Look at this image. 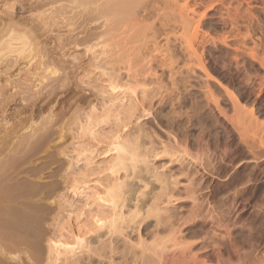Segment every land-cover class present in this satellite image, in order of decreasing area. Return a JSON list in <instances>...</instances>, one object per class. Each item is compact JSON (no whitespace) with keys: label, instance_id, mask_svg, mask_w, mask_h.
I'll list each match as a JSON object with an SVG mask.
<instances>
[{"label":"rangeland","instance_id":"374dc122","mask_svg":"<svg viewBox=\"0 0 264 264\" xmlns=\"http://www.w3.org/2000/svg\"><path fill=\"white\" fill-rule=\"evenodd\" d=\"M244 1L250 6L247 7L241 0H220L217 5L212 6L211 10L204 11L205 16L202 19L201 29L216 33V36L225 35L224 38L227 37L224 45H220V43L207 45L205 57L206 61L208 60L207 68L211 73L213 72L212 76L224 82L227 87L230 85L234 88L233 91L236 89L233 93L239 98L240 103L244 104L245 102L246 106L248 104L258 122L260 120L261 123H264V85H260L264 71L258 65L260 62H257L260 55L264 56V0ZM78 4L75 0H0V235L2 234L0 236V264H89L90 255L88 251L86 252V248L83 249L76 245L75 235L83 239L86 247H93L94 245L91 246L88 243L96 244L98 238L100 241L103 240L105 229H97L94 217L97 216L96 218L103 221L109 217L110 209H105L108 204L107 207L106 204H104L105 207H100L101 202L95 200V197L86 199L83 195L73 194V179L77 178L75 180L79 181L81 179L82 184L88 182L89 188L95 184L110 187L109 185L120 179L124 184L129 185L130 183L134 188H140L141 182L133 180L132 176L125 179L123 171L117 172L118 181L115 178L117 174H111V171L115 169L112 165L115 163H113L114 154L109 152V144L113 139L120 137L122 138L120 141H128L126 138H129L131 133L134 135L137 132L134 136H130L129 141L137 142V144L140 141L139 145L142 148V145H146V141L148 142V137L145 140H140L143 135H146V131L150 137L156 135L151 137L156 146L161 138L166 139L169 136L171 139L177 129L180 131L177 130V135L179 134L185 139L189 138L188 152L185 157L191 159L198 156L200 164H196L197 169L205 172L199 170V175L197 173L199 178L197 175L195 177L198 188L203 191L202 187L204 189L207 187L205 192L201 191L200 193L205 198L201 201L203 200L202 203L204 202L203 204L206 206L210 203L213 204L209 206L215 212L213 213L208 207V210H211L210 214L217 215L219 213L217 216L222 215L229 223L237 248H244L250 242L255 243L256 240H264V147L261 146L258 137H254L253 132L246 131L247 134L243 131L247 128L235 127L240 133L238 134L235 128L234 132L229 120L227 123V119L211 110L212 106L206 104L203 99V92L206 90L204 87L213 90L215 86L212 92L218 93H215L216 96L222 91H219L213 81H208L207 85L204 84L206 82L203 81V75L199 71L194 69L187 71L184 67L181 70V64L178 66L181 75L177 76L179 73L175 75L179 78L174 76L175 79H169L167 69L159 68L157 60H160L161 57L158 56L160 55L158 53H152V56L157 55L149 56L150 59L152 57L150 60L145 57V54L148 56L150 53L142 50L139 52V54L144 53L141 55L143 56L142 63L138 62L140 56L138 58L137 55L139 54H132L128 50L129 46L128 49L125 47L120 49V46H114L113 42L109 41L110 33H107L105 28L98 24L103 22V19L94 23V15L89 13L93 7L95 8V5L91 8L92 5L85 6L87 11L89 10L87 13L86 8L83 7V11L82 6L80 8ZM196 10L202 11V8L199 7ZM226 10L236 14L239 23L243 24L240 25L238 36L237 33L234 34L230 31L225 22ZM89 17L94 21L88 22ZM248 24L251 27L249 31H246ZM120 37H124V35L121 34L114 41L119 40ZM20 39L21 43L28 46H25L21 53L23 44H20ZM9 43L11 46L8 45ZM110 46L114 48L112 49ZM251 47L254 48L258 59L249 58L248 53L244 56L243 51L246 48H249L246 49L247 51L253 49ZM109 48L110 51L114 50L118 53L111 54L113 52H108ZM150 48H152L151 45L147 49L150 50ZM126 54H132V57L127 59L129 56L126 58ZM233 57H238L237 62L241 69L237 68L238 65L236 69H240L239 71L234 68ZM144 58L151 62L148 61L147 64L146 59L143 60ZM128 60H132V64L129 62L130 64L127 65L126 61ZM146 64L156 70L155 73L157 76L159 75L158 80H162L161 83L159 82L160 84L158 80H153L151 85L150 78H146L147 74L150 76V72L144 71L148 67ZM125 66L131 68L128 72L131 73L129 76L134 74L133 77L138 80L144 77L148 80L147 84H150L146 85L144 82L143 85L146 87L141 84L137 87V84H133L132 92L129 91L135 93L134 95L122 88V94L115 98L107 90V76L116 69L117 79L124 83L128 75ZM112 67L114 69L111 72ZM178 69L177 72L180 71ZM53 72L56 75L53 76ZM141 72L145 76L139 79L141 75H144ZM247 75L251 77H248L249 82ZM121 76L122 78L125 76V79L123 78L125 81ZM252 79L259 84L252 82V85ZM121 82L120 85H124ZM237 85L240 86L239 89ZM230 86L229 89H231ZM143 87L144 93L142 92ZM259 88L260 90H258ZM105 90L106 92H104ZM220 95L218 105L225 109H227L226 107L231 108L230 103H227L226 96L223 93ZM222 98L225 100L223 101ZM134 100L138 102L141 100L139 104L144 105L140 107L138 104L135 116L141 115L139 119L143 115L144 117L141 120L138 119L139 122L138 120L137 122L133 121L134 118H132L131 123L133 124H131L126 117L127 114H124L133 108ZM92 107L97 109V116L100 118V123L99 118L96 121L100 125L95 122L97 126L92 129L95 134L93 136L88 132H84V135H80L82 132L77 134L78 131L75 130L76 126L72 124L73 121L75 118L87 116ZM149 108L150 110H148ZM153 108L154 110H152ZM144 111L148 113L153 111L154 114L151 113L149 114L151 116L145 117L147 112ZM229 111L231 109H228L227 112L230 113ZM120 112L121 116L118 118ZM103 113L107 114L106 116L109 115L108 120L105 118V114L103 116ZM122 115L125 117L123 118ZM103 118L104 121L106 120L105 122L102 121ZM124 119L125 121H123ZM179 120H182V123ZM134 122L145 127L143 135L137 129L132 132L136 127ZM168 125L174 129L169 131ZM179 125L187 128L186 131L184 128L178 127ZM232 127L234 126L232 125ZM149 130L150 133H148ZM129 132L131 133L129 134ZM241 132L247 134L246 138L245 134L243 135L244 142ZM61 133L64 136H61ZM126 135L128 136L125 138ZM256 139L258 142L255 143ZM262 145L264 144L262 143ZM148 146L150 145L148 144ZM148 146L147 148L151 149L148 154L155 155V158L149 156V159L152 158L149 163L152 162V167L160 171L162 166H167V157L162 155L160 150L152 151L157 147ZM81 147L87 150V160L80 157L81 160L76 162L75 151L81 150ZM197 158L195 161H198ZM201 165L204 166V169ZM138 171L137 173L140 172ZM142 176L143 180L147 177L146 175L144 177L143 172ZM221 200L222 202H220ZM128 203H125L124 213L132 208L134 202ZM177 205L180 210L186 211L187 209L186 212L189 214L188 207L190 206L187 202ZM184 210L181 211L183 214ZM3 227L5 228L3 229ZM17 229L18 231H16ZM23 230H25L24 233ZM57 238H61L62 243L70 244L74 249L72 254H65L62 256L63 258L57 257L58 260L55 259V255L49 254V241ZM3 244L8 246L5 247ZM2 246L6 249L3 250ZM2 251H4V255Z\"/></svg>","mask_w":264,"mask_h":264},{"label":"bare ground","instance_id":"6f19581e","mask_svg":"<svg viewBox=\"0 0 264 264\" xmlns=\"http://www.w3.org/2000/svg\"><path fill=\"white\" fill-rule=\"evenodd\" d=\"M241 1L245 3L244 0H241ZM75 2H76V4L79 3L78 5L80 6V8L82 6L81 9H83V7L85 9L87 6L92 5V6H90V8H91V7H93V5H95V8L93 7L89 14L92 13V15H94V17H93V19L95 20L94 23H98L99 20L103 19V22L98 23V24H101L99 26L104 27L105 31L107 33H110L109 41H112L114 46H116V45L120 46V49H123V47L128 49L130 47L128 50L130 52H132V54L134 53V55H135V53L139 54V52L142 50H144V52L147 51L148 53H150V54H148V56H146V54H145V57L148 59H150L149 56L153 55L152 53L160 54V55H158L159 57H161L160 60H157V59L156 60L159 61V63H158L159 68L163 69L162 67H164L167 69V71H168L167 74H168L169 79H171V80L175 79L174 76L177 73L181 72V70H183L182 67H184L187 69V71L193 70V69L199 71V73H201L203 75V78H204L203 81L205 80L204 82H206V83H204V82L203 83L206 85L208 84L207 83L208 81H213L214 84H216V86L219 88V91H222V93L226 96V98L228 100L227 103H230L229 106H231V108L226 107L227 109H225V108L220 107L221 105L220 106L218 105V102H219L218 99L220 100V96H221L220 94H222V93L219 94L220 96L219 95L216 96V94H218V93L215 92L216 93L215 94L212 92L215 89V86H214L213 90H211L212 88L207 89L204 87V89H206V90L203 92V97H204L203 99H205L206 104H210L212 106V108L209 107L208 105H206V106L211 108V110H214L216 113L224 116V118L227 119V123L229 120V122L231 123V128H233V130L235 127L236 128L244 127V128H247V130L246 129L243 130L245 133L248 134V132H246V131L253 132L254 137L255 138L258 137V140H260L259 142H261V146L264 147V145H262V143L264 144V123H261L260 120L258 122L257 118H255V116H254L252 109H250L248 104L246 106L245 102H244V104L240 103L239 98L236 96V94L233 93L236 89L233 91L232 89H234V88H232L230 85H228V87L229 86L231 87V89H229L227 87V85L224 84V82L217 80V78L213 77L212 76L213 72L211 73L210 70L207 68V66H208L207 61L208 60L206 61L207 58L205 57V51L207 49L206 46L209 44L214 45L216 43H220V45H222V44L224 45L225 39L227 37L224 38L225 35L224 36H216L215 35L216 33H212L209 31L208 32L203 31L201 29V23H202L203 17L205 16L204 11L206 9L211 10L212 6L217 5L218 2H220V0H105V1H103V0H75ZM98 3H100V4H98ZM245 5L247 7L250 6L249 3H245ZM199 7L202 8V11L196 10ZM84 9H83V11H84ZM85 10L87 11V8ZM88 11H87V13H88ZM225 13H226V20H225L226 24H228L230 31L234 34L237 33V36H238V34H239L238 32L240 30V25H243L242 22L240 24L238 19H237L236 14L235 15L232 14L229 10H226ZM90 18L91 17H89L88 22L90 21V23H91V21L93 19L90 20ZM87 19H88V16H87ZM250 27L251 26L248 24L246 26V28H247L246 31H249ZM116 32L118 34H115ZM121 34L124 35V37H120L119 40L114 41V39L117 38L118 36H120ZM227 34H229V33H227ZM227 36H229V35H227ZM21 39H23V38H21ZM21 39L19 42H20V44H23V43H21L22 42ZM158 39H160V41H158ZM14 40H12V41H14ZM148 43L149 44L151 43L150 45L152 48H150V50L147 49L150 46ZM8 45L11 46V43H9ZM22 46H21L22 49H21L20 53L23 51V49H25V46L28 47L27 44H23ZM112 46H110V47L113 49L114 47H112ZM253 47H255V46H253ZM253 47H251V48H253ZM213 48H215V47H213ZM246 49H245V51H247L249 48L247 50ZM102 50H103V48H102ZM109 51H110V48H109L108 52ZM245 51H243L245 54L244 56H246V53H248L249 58L258 59L256 52H254L255 51L254 48L247 51V52H245ZM110 52H113L111 54L118 53V52H114V50L110 51ZM142 54H144V53L137 55V57L140 56V58L138 57L140 59L138 62H140V63H142L141 62V58H143V56H141ZM209 54H211V53L209 52ZM131 55L126 54V58H127V56H129L127 58V59H129ZM155 55H157V54H154V56ZM154 56H152V57H154ZM158 56H156V57H158ZM152 57L150 60H152ZM146 58H144L143 60H145ZM237 58L238 57L234 58V63H233L235 69H236L237 65L239 64L237 62V60H238ZM148 59H146L147 64H148V61L151 62ZM131 61H129V60L126 61V62H128V64L127 63L126 64L129 65L130 64L129 62H131ZM154 62H155V60H154ZM257 62H260V64H258V65H260V68L264 71V56L260 55ZM243 63H244V60H243ZM131 64H132V62H131ZM179 64H181V70L178 69V68H180V67H178V66H180ZM240 65L242 66V64H240ZM125 67H127V66H125ZM140 67H141V65H140ZM114 68H115V66H114ZM114 68L112 67V69H110V68L109 69L111 71ZM237 68H240L239 65ZM152 69L150 68V66H148L147 69L144 70L145 72L147 71V73L150 72V76H148L149 74L146 73L147 74L146 78L147 77L150 78L151 82L150 81L149 82L151 83V85L153 83L152 82L153 80L157 81L159 78L158 77L159 75L157 76V74L155 73L156 70L155 69L152 70ZM166 69H163V70H166ZM177 69L180 71L177 72ZM114 70L116 71V69H114ZM130 70H131V68L128 66L126 73H128ZM220 70H221V66H220ZM239 70L236 69V71H239ZM115 71H113V73H111L112 72L111 71L110 72L111 74L108 76L106 75L108 79L106 80L107 82L105 81L107 83L106 84L107 90L110 91L109 94L113 95V97H115V98L122 94V91H123L122 88L124 90L125 89L128 90L127 92H130L129 90H131V92H132L133 88L131 86H133V84H135V85L137 84V87H139V86L143 85L144 82L148 81L144 77L141 78L142 76H145V74L143 73L144 71H143L141 73H143L144 75H141L139 77V79L141 78V80H138L135 77H133V76H135L134 74L132 76L130 75L131 76L130 77L129 74H131V73H128L126 81L124 80L125 76L123 77L124 79L121 76V78L125 81V82L123 81L124 83H122L121 81H119L117 79V73H116L117 71L116 72ZM123 71H125V70H123ZM245 71H247V70H245ZM184 73H185V71H184ZM54 74H55V72H53V76H54ZM105 74H103L104 75L103 77H105ZM167 74H166V76H167ZM256 74L257 73L255 72V75ZM179 75H181V74L179 73L177 76H179ZM182 75H184V74H182ZM223 75H221V76H223ZM177 76H175V77H177ZM248 77L249 76L247 75V79H248ZM177 78H179V77H177ZM249 78H251V77H249ZM262 78L264 79L263 76H262ZM263 79L262 80L260 79L261 80L260 85L261 84L264 85ZM161 81L162 80H158V83L159 82L161 83ZM247 81L249 82V79ZM120 82L124 85H120ZM171 82H170V87H171ZM252 82H256V81H253V79H252L251 83ZM150 83H148V84H150ZM158 83H156V84H158ZM257 83L258 82H256V84ZM148 84L146 82V85H148ZM176 84H177V82H176ZM244 84H246V83H244ZM103 85H104V83H103ZM146 85H143V86L146 87ZM239 85H237L238 89L240 88ZM252 85H253V83H252ZM260 85H259V87H260ZM241 86H244V85H241ZM250 86H251V84H250ZM135 87H134V89L136 91L137 87L136 88ZM144 87L142 89V92H143V90H145ZM175 87H173V88H175ZM104 89H105V87H104ZM258 90H260V88ZM104 92H106V90ZM131 92H130V94H132V95L135 94V93H131ZM133 92H134V90H133ZM124 93H125V91H124ZM107 95H108V93H107ZM102 96H103V94H102ZM222 99H223V101L225 100V98H222ZM240 99H241V97H240ZM121 100H122V98H121ZM127 100H129V99L127 98ZM140 101L139 102L138 101H135V102L132 101L134 103L132 106L133 108L127 110V112L124 114V115L127 114L126 117H128V120L130 123H131L132 118H134L133 121L137 122V120L141 116V115L139 117L135 116V112L138 110V107H139L138 104L140 103ZM128 103H129V101H128ZM141 105H143V104H141ZM141 105H140V107H141ZM127 106H128V104L126 105V107ZM226 106H227V104H226ZM145 108H146V106H145ZM116 109H118V108H116ZM120 109H121V107H120ZM228 109H231V111H229L231 114L227 112ZM148 110H150V108ZM152 110H154V108ZM89 112L90 113H87V116H85L84 118H77V119L75 118V120L73 121L72 124L74 126H76L75 130L78 131L77 134H79L80 132H82V133H80V135L81 134L84 135L83 134L84 132H88V134H90L91 136H93L95 134L94 130L92 131V129L94 126H97L96 123L97 124L100 123V121H99L100 118H99V116H97L98 111H97V109H95V107L94 108L92 107ZM107 112H109V111H107ZM144 112H147V111H144ZM152 112H150V111H149V113L147 112L145 117L151 116L149 114H151ZM74 114H76V113L74 112ZM100 114H102V113L100 112ZM104 114L105 113H103V116H104ZM152 114H154V113H152ZM106 115L107 114H105V118L108 120L109 115L108 116H106ZM124 115H122L123 118L125 117ZM118 116H119L118 118H120L121 112H120V115L118 114ZM100 117H101V115H100ZM142 117H144V115ZM142 117H141V119H142ZM97 119H98L99 123L96 122ZM141 119H139V120H141ZM139 120H138V122H139ZM145 120H146V118H145ZM102 121H104V118ZM123 121H125V119ZM172 121H170V122L172 123ZM136 122H134V123H135V126L137 128L135 127L134 131L132 130V132H135V129H137L139 132H141V134L142 133L144 134L145 133V129H144L145 127H141L142 125H139ZM183 123L185 124V122H183ZM131 124H133V123H131ZM168 124H170V123H168ZM184 124H182V125H184ZM174 125L175 124H173L172 126H174ZM180 125L178 127H182ZM232 125L234 127H232ZM128 126H127V128H128ZM168 126L170 127V128H168L169 131L174 129V127H173V129H171L172 126H170V125H168ZM166 128H167V124H166ZM182 128H184V126ZM236 128H235V130H236ZM132 129H133V127H132ZM168 129H166V130H168ZM186 129H185V131H186ZM177 130H176V133H177ZM235 130H234V132H235ZM128 131H129V129H128ZM130 131H131V129H130ZM236 131L238 134L240 133L238 130H236ZM178 132H180V131L178 130ZM244 132L243 133L241 132L243 140H242V138H239L243 142H244L243 135L245 134ZM130 133L131 132H129V134ZM148 133H150V130L148 131ZM176 133L174 134L176 136H174V135H173V137L171 136L173 139L171 137H170L171 139H169L168 135H167L168 138L166 137V139H162L161 138L162 135H161L160 138L162 140L160 139L161 141L159 140V142H157V140H156V142L158 143L157 146L155 145V142L152 141V138H153L152 136H156V135H152L151 136L152 138H151L149 136V134H147V131L145 133L146 135L142 134L143 138L140 139V140H142V139L145 140V138L148 137V142L146 141L147 144L142 145V148L139 145L140 141H138L139 144H137V142H134V141L131 142V140L129 141L130 136L135 135V134L133 135L132 133L130 135L128 134L129 138H126L128 135L125 136V138L128 141H120L122 138L119 136L120 138H115V139H113V141L110 142L109 152H112L114 154L113 160L115 161V162L113 161V163H115V164L112 163L114 165V166L112 165V167H114L115 169H113L111 171V174H114V175L117 174L115 177L117 179V176H118L117 172L123 171L125 174V179H126V177L130 178L132 176L131 178L133 180H138L139 182H141L140 186H139L140 188H137V187L134 188V186H132V184H130V183H129V185H127V183L124 184L122 179H120L119 181L117 179L118 182H115L114 184L111 183L112 185H109L110 187H106L107 185L101 186V185L95 184L92 188H89V186L87 185L88 182L82 184L83 182L82 183L80 182L81 179H80V181L75 180L77 178L73 179L74 181L72 180L74 182L73 191H72L73 194H75L76 196H78V195L82 196L83 195V197H85L86 199L90 198V197H95V200H97L98 202H101L100 207H105L104 204H106V207H107V204H108V207L105 209H108V210L110 209L109 210L110 215L108 214L109 217H106L105 220L102 221V220L96 218L97 216L94 217L95 218L94 223H95L97 229H100V228L105 229V233H103L105 238L104 239L102 238L103 240H101V241L99 240L100 238H98V241L96 242V244L88 243L91 246L94 245L93 247H86V245H84L83 239L78 237L77 235H75L74 240H75L76 245L83 247V249L86 248V252L88 251V254L90 255V260H89L90 263L89 264H264V240L263 239L256 240L255 243L250 242L249 245H247L244 248L243 247L237 248V246L235 245L234 239L232 237L233 236V230L230 229L229 223H227V221L225 220V218L222 217V215L217 216V215H219V213H217V215H214V214L211 215L210 214L211 213L210 211L213 209L210 206L213 204L210 203L211 204V205L209 204L210 206L209 205L206 206L203 204L204 202L202 203V201L205 198H203L204 195L200 194L202 190L200 188H198V185L196 184L197 178L195 179L198 171L200 170V169H197L196 164L197 165L200 164V161L197 158L198 156H194L193 153H192V155L195 158H197L198 161H195L194 157H193L194 161L192 160L193 158L188 159L187 157H185V155L187 156V152H188L187 147H189V146H188L187 142H188L189 138L185 139L182 136L180 137V135L179 134L177 135ZM247 134H245V138H246ZM60 135L62 136L63 133H61ZM61 138H63V137H61ZM132 139H133V137H132ZM256 141H257V139L254 142L256 143ZM190 142H192V141H190ZM198 142H196V143L198 144ZM148 144L150 146H148ZM151 145H153V146H151ZM147 146L148 147H154V148H156V147L158 148V146H159V149H157V148L153 149L152 148L153 149L152 151L160 150V153L167 157V162H166L167 166L166 167L162 166V164H161L162 167L160 168V171H158L157 168L152 167L153 163L152 162L149 163V160L152 161V158L149 159V156L151 154H148L151 151V149L147 148ZM74 147H75V145H74ZM190 148H191V146H190ZM86 153H87V150H84L83 148L79 151L77 149V151H75L76 162H79L81 160V158H84L85 160H87ZM154 154H156V152ZM152 157L155 158V155ZM147 158H148V160H147ZM200 160H201V158H200ZM110 167H111V165H110ZM202 169H204V166H202ZM137 170H139L140 172L138 171L139 173H137ZM200 171L201 172L203 171V173H205L204 170H200ZM142 172H143L144 177L147 176L145 180H143ZM198 175H199V173H198ZM198 178H199V176H198ZM200 179H202V178H200ZM198 184H199V181H198ZM207 185H209V184H207ZM104 186H105V188H104ZM125 186H126V189H125ZM199 187H200V184H199ZM202 189L205 192V189L207 190V187L205 189L202 187ZM146 190H147V192H146ZM240 190H242V189H240ZM203 191H202V193H203ZM237 191L239 192V190H237ZM215 192H216V190H215ZM201 199H203V200L201 201ZM7 200H9V199H7ZM207 201H209V200H207ZM126 202H129V203L134 202V203L132 205V208L129 210L127 209L128 211L126 210L127 212L124 213L123 209L125 208ZM185 202H187L190 206V207H188L189 208V212H188L189 214H187V212H186V211H188L187 209H186V211L183 209L185 211V213L187 214L186 215L184 213L186 215V217L183 214V212H181L183 210L182 209L180 210L179 205H177L178 203H185ZM220 202H222V200ZM214 203H215V201H214ZM208 207H210L209 208V209H211L210 211L208 210ZM230 208H232V207H230ZM227 211H228V209H227ZM212 212H213V210H212ZM222 213H223V210H222ZM224 213H225V211H224ZM223 216H224V214H223ZM18 219H20V218H18ZM229 222H231V221L229 220ZM22 224H23V222H22ZM29 227H30V225H29ZM4 228L5 227H3V229ZM14 228H15V226H14ZM23 228H25V227H23ZM233 228H235V227H233ZM3 229H1V230H3ZM16 231H18V229ZM24 231L25 230H23V233H24ZM259 231H261V230H259ZM249 232H251V230ZM19 234H21V233L19 232ZM59 235H60L59 237H61V234H59ZM0 236H2V234ZM15 240H17V239H15ZM245 241H247V240H245ZM6 245H4V246L6 247ZM5 247H3V250ZM49 248H50L49 254L55 255L54 256L55 259H57V257H60V256L62 257L65 254H72L74 251V249L71 247L70 244H66L65 242L62 243L61 238L60 239L57 238L55 240L51 239L49 241ZM2 252L4 255V251H2Z\"/></svg>","mask_w":264,"mask_h":264}]
</instances>
